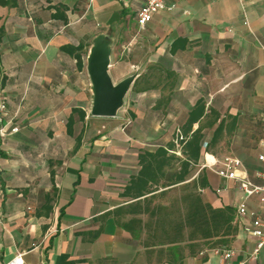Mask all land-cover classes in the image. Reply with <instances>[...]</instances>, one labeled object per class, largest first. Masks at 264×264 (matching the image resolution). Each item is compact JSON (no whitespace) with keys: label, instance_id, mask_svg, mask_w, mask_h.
Listing matches in <instances>:
<instances>
[{"label":"crops","instance_id":"0c3cea01","mask_svg":"<svg viewBox=\"0 0 264 264\" xmlns=\"http://www.w3.org/2000/svg\"><path fill=\"white\" fill-rule=\"evenodd\" d=\"M142 4L0 0V124L19 126L0 137V264L18 253L27 264H226L217 248L264 264V246L252 258L257 238L244 229L252 212L262 214L259 197L238 215V182L207 166L234 157L262 182L264 0H167L174 9L144 29ZM93 57L107 62L113 87L127 82L113 115L93 113ZM197 130L198 161L164 187ZM160 147L175 157L166 178L152 193L127 194L140 155ZM195 181L207 184L172 195ZM196 198L231 209L228 233H194L186 215Z\"/></svg>","mask_w":264,"mask_h":264},{"label":"trees","instance_id":"16d2710c","mask_svg":"<svg viewBox=\"0 0 264 264\" xmlns=\"http://www.w3.org/2000/svg\"><path fill=\"white\" fill-rule=\"evenodd\" d=\"M203 105L199 104L191 118L189 125L196 120L198 114H201ZM203 135L200 130H197L186 141H183V151L186 159L182 160L179 171L167 176L166 167L171 165L175 158L173 155H168L166 148L160 147L155 152L145 151L140 155L142 168L139 173L131 180L127 186L126 193L136 195V197L144 196L154 192L156 187L160 185L162 178H166L168 183L164 182L163 186H172L179 182H183L190 172L191 162L198 161L200 157V149ZM185 140V139H184ZM174 142L170 146H174ZM206 181L194 182L192 189H198L199 186H206ZM156 186V187H155ZM147 200V199H146ZM231 211L229 207L223 209H214L210 204H203L200 198L190 202V206L186 215V224L190 225L195 231H199L204 237L215 236L223 231L225 235L230 228L228 223L232 216L228 214ZM227 225V226H226Z\"/></svg>","mask_w":264,"mask_h":264},{"label":"built area","instance_id":"2783aa9c","mask_svg":"<svg viewBox=\"0 0 264 264\" xmlns=\"http://www.w3.org/2000/svg\"><path fill=\"white\" fill-rule=\"evenodd\" d=\"M123 2H128L130 0H121ZM175 5L167 4V0H143V4L137 13V22L140 28H146L147 24L153 19L154 15L161 11H170L174 9ZM1 109H5V104L2 103ZM19 130L18 125H13L12 121L0 124V137H6L10 133H15ZM184 139L183 136L179 135V143ZM260 160L264 161V154L259 156ZM207 166L215 171L222 177L227 179H234L238 182L242 192L244 201L238 206V215H246L247 204L246 200L253 195H257L260 199L262 205V214L257 212H252V221L250 224L245 226V232L256 237L257 243L252 254V258H255L259 250L264 246V171L259 173V177L262 179L261 183L254 182L243 170H240L242 163L239 159L234 157H226L221 161V166L218 167V162L213 164H207ZM2 184L0 181V189ZM3 217V208L0 205V221ZM217 252L221 255L222 259L226 264H245V261L234 262V256L236 251L232 248H217ZM6 264H27L24 259L23 253H18Z\"/></svg>","mask_w":264,"mask_h":264},{"label":"water","instance_id":"95a60500","mask_svg":"<svg viewBox=\"0 0 264 264\" xmlns=\"http://www.w3.org/2000/svg\"><path fill=\"white\" fill-rule=\"evenodd\" d=\"M89 73L94 85V108L97 115H113L121 105L127 82L113 87L107 75V62L97 57L90 59Z\"/></svg>","mask_w":264,"mask_h":264},{"label":"rangeland","instance_id":"374dc122","mask_svg":"<svg viewBox=\"0 0 264 264\" xmlns=\"http://www.w3.org/2000/svg\"><path fill=\"white\" fill-rule=\"evenodd\" d=\"M179 144H180V142H179ZM177 166L176 165H174V168H176ZM192 190H194V189H192ZM188 191H191L190 189H188V188H186V186L185 185H183V186H179L178 188H175L173 191H172V195H175L176 197H179V194H181V196H183V195H185ZM170 201H171V209L173 210V211H171V212H173L174 213V215H180V213H179V209L181 208V201H179L177 198H171L170 199ZM182 214V213H181Z\"/></svg>","mask_w":264,"mask_h":264}]
</instances>
